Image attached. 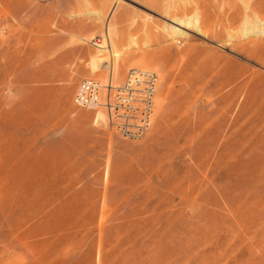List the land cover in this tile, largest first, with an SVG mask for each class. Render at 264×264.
Listing matches in <instances>:
<instances>
[{
	"label": "rangeland",
	"instance_id": "rangeland-1",
	"mask_svg": "<svg viewBox=\"0 0 264 264\" xmlns=\"http://www.w3.org/2000/svg\"><path fill=\"white\" fill-rule=\"evenodd\" d=\"M232 2L11 0L0 264H264V1L261 18ZM131 69L157 75L138 140L73 102L81 79Z\"/></svg>",
	"mask_w": 264,
	"mask_h": 264
},
{
	"label": "built area",
	"instance_id": "built-area-1",
	"mask_svg": "<svg viewBox=\"0 0 264 264\" xmlns=\"http://www.w3.org/2000/svg\"><path fill=\"white\" fill-rule=\"evenodd\" d=\"M156 86L157 75L148 69L129 70L117 86L110 83L103 86L96 79L83 78L73 102L85 109L104 108L110 129L123 138L138 140L149 128Z\"/></svg>",
	"mask_w": 264,
	"mask_h": 264
},
{
	"label": "bare ground",
	"instance_id": "bare-ground-1",
	"mask_svg": "<svg viewBox=\"0 0 264 264\" xmlns=\"http://www.w3.org/2000/svg\"><path fill=\"white\" fill-rule=\"evenodd\" d=\"M22 1V0H21ZM236 1H240L242 4L245 5V12L244 14L247 15L249 13H252L254 14L256 17H260L261 15V10L258 9V3L259 2H262L264 0H233L232 4L235 5ZM228 2V1H227ZM10 3H11V0H0V14L2 16H5L8 12L9 13H13V11H11L10 9ZM26 4V3H25ZM24 4V5H25ZM231 5V6H233ZM15 7V6H14ZM13 7V9H14ZM17 7V6H16ZM232 8V7H231ZM231 8H227L228 10L222 12L221 14V18H219L218 20H216L214 22V25L217 23L218 25H222L224 26V24L230 26V18H232L234 15L235 12H232L231 11ZM225 9V8H224ZM238 9V8H237ZM240 11V10H238ZM17 12V11H16ZM220 15V14H219ZM218 15V16H219ZM236 15V13H235ZM261 17H264V16H261ZM260 17V18H261ZM234 18V17H233ZM189 17H186L185 19L183 20H186V22H189ZM192 21V19H191ZM195 25L197 26V28H202V25L200 24V21H198L196 18H195ZM204 27V26H203ZM226 27V26H224ZM204 29V28H202ZM103 48H106V51L108 52V54L110 55L111 57V70H113L115 67H118L119 65V61H121V57L123 55V49L120 48L117 43L115 41L112 40V43L111 44H108V45H105V46H102ZM191 129H194L195 130V125L193 124V126L191 127ZM195 132V131H194ZM12 252H10L11 254ZM12 256V255H11ZM11 260V259H10ZM3 263V262H2ZM7 264V263H6Z\"/></svg>",
	"mask_w": 264,
	"mask_h": 264
}]
</instances>
